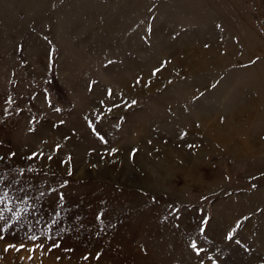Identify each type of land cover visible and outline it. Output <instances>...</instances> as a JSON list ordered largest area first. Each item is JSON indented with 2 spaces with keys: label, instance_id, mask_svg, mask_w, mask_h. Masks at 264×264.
<instances>
[{
  "label": "rangeland",
  "instance_id": "obj_1",
  "mask_svg": "<svg viewBox=\"0 0 264 264\" xmlns=\"http://www.w3.org/2000/svg\"><path fill=\"white\" fill-rule=\"evenodd\" d=\"M0 157V264H264V0H0Z\"/></svg>",
  "mask_w": 264,
  "mask_h": 264
},
{
  "label": "snow or ice",
  "instance_id": "obj_2",
  "mask_svg": "<svg viewBox=\"0 0 264 264\" xmlns=\"http://www.w3.org/2000/svg\"><path fill=\"white\" fill-rule=\"evenodd\" d=\"M218 27H219V26H218ZM108 63L111 64L112 61H109ZM155 71H159V69H157V70H155ZM153 74H155V72H154ZM138 82H139V81H138ZM109 95H111V91H110V90H109ZM10 99H11V98H9V102H10ZM132 103L135 104L136 102H135V101H132ZM113 107H117V105H113ZM56 110L59 111V109H56ZM100 139L103 140V137H100ZM56 147L59 148V145H57ZM112 151L115 152L116 150L113 149ZM9 155H10V156H15V153H10ZM37 156H43V153H36V152H33V153L31 154V156L28 157V159L31 160V159L36 158ZM3 159H4L3 157H0V160H3ZM47 159H52V157H51V156H48ZM20 171H21V173H23L24 169H21ZM28 171H32V169L29 168ZM12 183H13V184H18L19 181H13ZM65 183H66V182H65ZM2 184H3V179L0 178V185H2ZM9 187H10V186H8V187H2V186H0V205L3 206V207H0V221H6V220H7V218H6L5 215H4V212H5V211H7V212H9V213H12L13 215L16 214V212H15V208H14V207H8V203L11 202V200H10V196H9ZM53 191H55V190H53ZM18 192H19V193H23V196H16V197L12 198L13 200H17V201H20V202H25V201H27V200L29 199L28 193H27V191H26L25 188H23V187L19 188V189H18ZM44 195H45V193H44L43 191H41V192H39V196H37L35 199H36V200H39V199H40L41 197H43ZM59 199H63V195H62V194H60ZM169 207H171V206H169ZM32 209H33V211H35V209H36V205H35V204L32 205ZM25 211H27V209H25ZM172 211H173V212H176V211H178V209H172ZM56 214L59 215L58 212H57ZM99 218H100V217L98 216L97 219H99ZM245 219H247V218H245ZM17 223H19V217L17 218ZM53 223H56V221L53 220ZM11 227H12V225L9 224V225H8V228L10 229ZM239 227H240V224L237 223L236 228H239ZM236 228H233L231 231H229V232L226 234V238H227V239H229V240L233 239V237H234V233L236 232ZM201 231L203 232L204 229L201 228ZM0 232H3V229H0ZM3 238H4V237H3L2 235H0V239H3ZM29 239H30V240H36V239H38V238H37L35 235H32V236L29 237ZM54 246H55V245H54ZM8 247H17V246H15V245H9ZM25 247H26V245H24V244H20V245L18 246L17 250H19V249H21V248H25ZM191 247L197 251V254H199L200 252L204 251V249H202V248H198V247H197V244H196L195 241H192V243H191ZM6 250H7V249H6ZM86 258H87V257H86Z\"/></svg>",
  "mask_w": 264,
  "mask_h": 264
}]
</instances>
